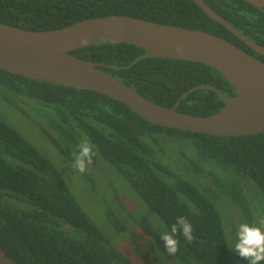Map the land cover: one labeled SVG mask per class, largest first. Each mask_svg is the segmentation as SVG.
I'll use <instances>...</instances> for the list:
<instances>
[{
	"label": "trees",
	"instance_id": "1",
	"mask_svg": "<svg viewBox=\"0 0 264 264\" xmlns=\"http://www.w3.org/2000/svg\"><path fill=\"white\" fill-rule=\"evenodd\" d=\"M203 1L264 46V11L244 0ZM108 15L203 30L264 62L263 55L193 0H0V22L30 30ZM146 52L130 43L101 40L71 54L102 64L165 107L201 84L213 85L225 96L236 94L220 72L198 62L147 57L124 68ZM0 96L25 113H35L43 134L70 160L87 139L94 145L91 164L104 159L115 166L167 230L178 216L193 226L194 239L178 236L174 256L164 246L163 226L155 217L139 223L125 250L112 245L55 164L0 116V246L17 264H236L235 258L249 263L231 251L218 200L237 206L244 222L258 220L250 197L264 203V133L218 136L164 127L104 94L1 69ZM224 105L205 86L181 100L176 110L209 116Z\"/></svg>",
	"mask_w": 264,
	"mask_h": 264
},
{
	"label": "water",
	"instance_id": "2",
	"mask_svg": "<svg viewBox=\"0 0 264 264\" xmlns=\"http://www.w3.org/2000/svg\"><path fill=\"white\" fill-rule=\"evenodd\" d=\"M193 1L210 18L264 56V46L248 38L203 0ZM244 1L264 11V0ZM101 40L126 42L147 50L126 69L147 57L198 62L220 72L236 94L225 96L215 86L201 84L184 92L172 107L157 104L102 69V64L71 54ZM0 69L33 80L104 94L164 127L218 136L264 133V62L203 30L128 15L89 18L51 30H30L0 22ZM205 86L215 90L225 102L219 112L196 116L176 110L181 100ZM0 264H17L1 246Z\"/></svg>",
	"mask_w": 264,
	"mask_h": 264
},
{
	"label": "rangeland",
	"instance_id": "3",
	"mask_svg": "<svg viewBox=\"0 0 264 264\" xmlns=\"http://www.w3.org/2000/svg\"><path fill=\"white\" fill-rule=\"evenodd\" d=\"M0 116L19 130L25 138L55 164L78 201L83 207L85 205L93 216L95 215L96 218L88 212L112 245L125 250L131 232L139 230V223L144 218L149 220H153L154 217L157 218L163 226L161 231L166 230L165 223L159 216L151 212L149 207L118 173L115 166L104 159H99L96 164L88 165L87 171L81 174L71 168L73 160L63 156L43 134L35 113H25L0 96ZM250 199L256 218L264 217L263 201L261 203L260 199L253 200V197ZM218 208L227 227H225V231L231 246L236 226L243 221L242 212L233 203L223 198L218 200ZM107 212L108 217L106 216ZM125 239L127 240L125 241ZM124 241L125 243H123ZM231 251L232 253L234 251L232 247ZM235 261L236 264H249L236 258Z\"/></svg>",
	"mask_w": 264,
	"mask_h": 264
},
{
	"label": "clouds",
	"instance_id": "4",
	"mask_svg": "<svg viewBox=\"0 0 264 264\" xmlns=\"http://www.w3.org/2000/svg\"><path fill=\"white\" fill-rule=\"evenodd\" d=\"M78 152L73 154L71 168L83 174L87 171L88 165L92 163L94 155V145L87 139L82 140L78 146ZM191 242L193 237V226L184 216L176 217L171 224L170 230H164L160 236L164 241L167 252L174 256L179 250L178 236ZM249 264H264V217L253 223L240 222L236 226L233 243L230 246Z\"/></svg>",
	"mask_w": 264,
	"mask_h": 264
},
{
	"label": "flooded vegetation",
	"instance_id": "5",
	"mask_svg": "<svg viewBox=\"0 0 264 264\" xmlns=\"http://www.w3.org/2000/svg\"><path fill=\"white\" fill-rule=\"evenodd\" d=\"M38 119H39V118H38ZM103 197H104V196H103ZM104 198H105V197H104ZM105 199H106V198H105ZM86 200H88V199H86ZM84 202L86 203V201H84ZM86 204L88 205V203H86ZM84 208H86L85 205H84ZM86 209H87V208H86ZM87 210H88V209H87ZM87 212H89V210H88ZM89 213H90V212H89ZM107 213H108V212H107ZM107 213H106V216L108 215ZM90 214H91V213H90ZM91 215H92V214H91ZM92 217H95V215H94V216L92 215ZM92 217H91V218H92ZM107 217H108V216H107ZM95 218H96V217H95ZM135 229H136V228H135ZM126 240H127V239H125V241H126ZM125 241H124L123 243H125ZM128 244H129V243H128ZM128 244H127V246H128Z\"/></svg>",
	"mask_w": 264,
	"mask_h": 264
}]
</instances>
